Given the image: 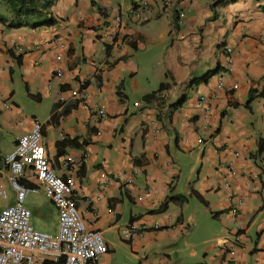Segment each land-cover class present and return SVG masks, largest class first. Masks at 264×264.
<instances>
[{"label": "crops", "instance_id": "0c3cea01", "mask_svg": "<svg viewBox=\"0 0 264 264\" xmlns=\"http://www.w3.org/2000/svg\"><path fill=\"white\" fill-rule=\"evenodd\" d=\"M216 2L54 0L58 22L33 29L0 0V168L38 121L97 264H264V0ZM0 189L1 210L5 169ZM131 224L146 230L126 241Z\"/></svg>", "mask_w": 264, "mask_h": 264}, {"label": "built area", "instance_id": "2783aa9c", "mask_svg": "<svg viewBox=\"0 0 264 264\" xmlns=\"http://www.w3.org/2000/svg\"><path fill=\"white\" fill-rule=\"evenodd\" d=\"M131 14L140 17L137 7ZM59 77L61 70L52 75V79ZM72 96L82 100L78 92H72ZM99 117H104L101 109L92 119ZM73 164L75 161L68 157L63 167L70 169ZM2 168L7 171L14 202L0 210V264H44L60 259L63 264H97L107 251L104 239L100 232L86 227L77 208L71 179H63L52 168L42 138V125L38 121L35 120L31 129L17 139L12 151L3 158ZM39 193L57 211L55 236L35 231L30 224L31 211L24 206L25 199ZM0 201H8V194L3 189H0ZM145 230V227L131 224L122 230V237L130 241L136 232Z\"/></svg>", "mask_w": 264, "mask_h": 264}, {"label": "trees", "instance_id": "16d2710c", "mask_svg": "<svg viewBox=\"0 0 264 264\" xmlns=\"http://www.w3.org/2000/svg\"><path fill=\"white\" fill-rule=\"evenodd\" d=\"M6 3L8 12L10 14V21H7L6 17H0L1 23L8 22V28H20L23 26H27L30 28H39L42 26L50 27L55 25L58 21L50 14V6L52 5L54 0H2ZM237 0H218L215 6L218 4L226 5L229 3H234ZM214 6V7H215ZM137 5L133 6V9H136ZM219 70L217 69L214 73H217ZM213 73H207L201 81H205L209 77L212 76ZM86 84L83 85L85 87ZM164 85H160L158 91L148 94L143 97L144 102H152L156 100V95L160 93L164 89ZM251 99V98H250ZM180 102L173 105L172 107L179 106ZM263 149V145L260 144L258 149V154L261 153ZM184 200H177L178 203ZM44 264H63V260H59L58 262L47 261Z\"/></svg>", "mask_w": 264, "mask_h": 264}, {"label": "rangeland", "instance_id": "374dc122", "mask_svg": "<svg viewBox=\"0 0 264 264\" xmlns=\"http://www.w3.org/2000/svg\"><path fill=\"white\" fill-rule=\"evenodd\" d=\"M0 141L1 143H3V138H1ZM5 142H8V140L6 139ZM8 194L11 195L9 188H8ZM1 204L3 205L4 203ZM46 204L47 203L44 199V196L41 193H39L36 195L33 194L28 195L25 199L24 206L27 209H29L32 213H34L32 214L30 223L35 230H40V232H46V233H54V229H55L53 224L54 220L48 217L49 216L48 210H46L45 208L42 209L43 207H45ZM39 209L43 210L44 212L43 216H41L38 213H35V211Z\"/></svg>", "mask_w": 264, "mask_h": 264}]
</instances>
